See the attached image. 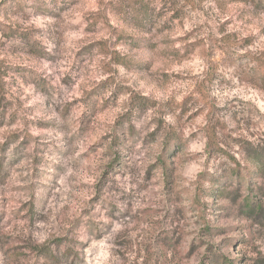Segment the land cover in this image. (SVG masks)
I'll list each match as a JSON object with an SVG mask.
<instances>
[{
    "label": "rangeland",
    "instance_id": "374dc122",
    "mask_svg": "<svg viewBox=\"0 0 264 264\" xmlns=\"http://www.w3.org/2000/svg\"><path fill=\"white\" fill-rule=\"evenodd\" d=\"M261 64L248 0H0V264H264Z\"/></svg>",
    "mask_w": 264,
    "mask_h": 264
},
{
    "label": "trees",
    "instance_id": "16d2710c",
    "mask_svg": "<svg viewBox=\"0 0 264 264\" xmlns=\"http://www.w3.org/2000/svg\"><path fill=\"white\" fill-rule=\"evenodd\" d=\"M145 0H142V2H144ZM234 2H236V1H240V0H233ZM255 8H257V9H259V10H262V11H264V0H248ZM142 4V3H141ZM142 7H143V10H144V13L139 17H137L138 18V21H139V23H143V22H145L147 19H148V17H150V6L149 5H144V4H142ZM142 17H143V19H142ZM261 65H264V64H261ZM261 65L259 66V67H261ZM248 206H249V210H253L254 208H253V202H249L248 204H247Z\"/></svg>",
    "mask_w": 264,
    "mask_h": 264
}]
</instances>
